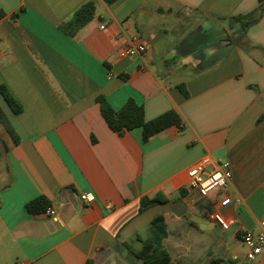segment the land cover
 Instances as JSON below:
<instances>
[{
  "label": "crops",
  "instance_id": "1",
  "mask_svg": "<svg viewBox=\"0 0 264 264\" xmlns=\"http://www.w3.org/2000/svg\"><path fill=\"white\" fill-rule=\"evenodd\" d=\"M86 1L0 0V84L22 106L14 113L0 93L18 138L0 121V264H145L135 252L159 214L169 264H264L241 242L264 218V13L244 30L232 19L259 0H93L76 29ZM133 35L147 51L119 56ZM100 95L113 109L134 99L146 119L173 109L183 127L147 141L140 127L118 133ZM203 156L231 172L206 196L187 187ZM38 195L54 215L27 211ZM176 201L203 222L175 215Z\"/></svg>",
  "mask_w": 264,
  "mask_h": 264
},
{
  "label": "trees",
  "instance_id": "2",
  "mask_svg": "<svg viewBox=\"0 0 264 264\" xmlns=\"http://www.w3.org/2000/svg\"><path fill=\"white\" fill-rule=\"evenodd\" d=\"M104 1L110 3L113 0ZM259 2L260 4L254 11L242 16L232 17V19L240 21L242 30L257 21L264 13V0H259ZM93 15L94 1L88 0L75 9L69 21L74 28L78 29L85 25ZM242 34L243 33L240 32L239 35L241 36ZM0 93L14 113H19L22 110L21 104L3 84H0ZM96 100L99 102L102 117L112 130L123 133L135 127H140L143 141H147L152 135L169 126L175 125L183 127L181 117L173 109L166 110L150 119H146L143 106L132 98H127L118 109H113L101 95L97 96ZM0 121L4 124L6 131L10 134L13 141L15 143L18 142L14 130L8 123L1 109ZM151 201L152 200L148 197H145L141 202L140 211ZM49 206L50 201L44 195H38L25 203V207L30 214L42 213ZM166 235L167 231L164 217L159 214L151 220L149 225V237L143 240L142 247L136 251L135 254L141 258L145 264H169L170 255L162 243Z\"/></svg>",
  "mask_w": 264,
  "mask_h": 264
},
{
  "label": "built area",
  "instance_id": "3",
  "mask_svg": "<svg viewBox=\"0 0 264 264\" xmlns=\"http://www.w3.org/2000/svg\"><path fill=\"white\" fill-rule=\"evenodd\" d=\"M147 51L146 42L142 41L137 35L128 38L121 46L118 54L121 57L141 55ZM209 158L203 156L194 166L188 170L189 189H197L201 196H206L216 188H225L231 177L229 162L223 160L217 168L208 170ZM80 201L85 205L94 202V194L90 191H83L79 194ZM230 203L229 198H224L221 205ZM48 215H54L55 209L51 206L44 211ZM212 219L222 228L227 229L230 222L219 212L211 213ZM259 230H244L241 233V242L246 247L245 258L247 261H254L259 255L264 254V218L259 221Z\"/></svg>",
  "mask_w": 264,
  "mask_h": 264
},
{
  "label": "water",
  "instance_id": "4",
  "mask_svg": "<svg viewBox=\"0 0 264 264\" xmlns=\"http://www.w3.org/2000/svg\"><path fill=\"white\" fill-rule=\"evenodd\" d=\"M171 211L177 215V216H187L188 218L192 219V220H196L199 223H202L203 220L200 217H195L190 215L187 211H186V205L182 202V201H176L173 206L171 207Z\"/></svg>",
  "mask_w": 264,
  "mask_h": 264
}]
</instances>
